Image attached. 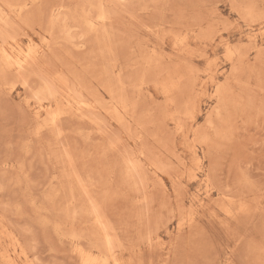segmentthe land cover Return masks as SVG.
Masks as SVG:
<instances>
[{"label": "rangeland", "instance_id": "374dc122", "mask_svg": "<svg viewBox=\"0 0 264 264\" xmlns=\"http://www.w3.org/2000/svg\"><path fill=\"white\" fill-rule=\"evenodd\" d=\"M12 263L264 264V0H0Z\"/></svg>", "mask_w": 264, "mask_h": 264}, {"label": "bare ground", "instance_id": "6f19581e", "mask_svg": "<svg viewBox=\"0 0 264 264\" xmlns=\"http://www.w3.org/2000/svg\"><path fill=\"white\" fill-rule=\"evenodd\" d=\"M103 15V14H102ZM97 16V20H99V17H98V15H96ZM102 17V16H101ZM104 17V16H103ZM102 18H100V20H101ZM2 37V36H1ZM249 38H251V37H249ZM12 39V38H11ZM31 46V45H30ZM6 54V53H5ZM7 56V55H6ZM8 56H9V54H8ZM7 58H9V57H7ZM19 59V58H18ZM25 59V58H24ZM8 60V59H7ZM10 61V60H9ZM20 61V60H19ZM17 62V61H16ZM26 63H27V59H26ZM25 63V64H26ZM16 64V63H15ZM21 65V61H20V63L18 62V65ZM18 65H16L17 67H18ZM31 65V64H30ZM49 75V74H48ZM57 77V76H56ZM63 81V80H62ZM47 83V82H46ZM173 85V84H172ZM76 97V96H75ZM121 98V97H120ZM83 100V99H82ZM87 104V103H86ZM85 106V105H84ZM66 108V107H65ZM86 109H87V107H86ZM120 114V113H119ZM53 115V114H52ZM122 115V114H121ZM53 117V116H52ZM59 117V116H58ZM122 118V117H121ZM52 119H54V118H52ZM97 119V118H96ZM124 119V118H123ZM55 123V122H54ZM98 125V124H97ZM178 126V125H177ZM124 129V128H123ZM59 130V129H58ZM101 133V132H100ZM106 135V134H105ZM115 144H116V142H115ZM142 164V163H141ZM132 167V166H131ZM74 168V167H73ZM128 174V173H127ZM136 175H137V173H136ZM156 175V174H155ZM132 176V175H131ZM145 176V175H144ZM138 177V176H137ZM203 182V181H202ZM135 183V182H134ZM141 187H143V186H141ZM208 194V193H207ZM200 200V199H199ZM98 210V209H97ZM96 215H98V214H96ZM98 218V217H97ZM103 218V217H102ZM104 221V220H103ZM156 222H157V220H156ZM155 225V224H154ZM106 227V226H105ZM106 230V229H105ZM109 230V229H108ZM110 231V230H109ZM149 232V231H148ZM71 237V236H70ZM74 239V238H73ZM111 239V238H110ZM113 239V238H112ZM111 247V246H110ZM80 248V247H79ZM11 258V257H10ZM88 260V259H87ZM86 260V261H87ZM96 261H97V259H96ZM115 261V260H114ZM6 262V261H5ZM88 262H89V260H88ZM13 264V263H12Z\"/></svg>", "mask_w": 264, "mask_h": 264}]
</instances>
